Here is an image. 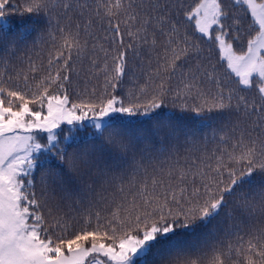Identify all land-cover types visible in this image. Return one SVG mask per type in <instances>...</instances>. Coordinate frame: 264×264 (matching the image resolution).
<instances>
[{
    "label": "snow or ice",
    "instance_id": "snow-or-ice-1",
    "mask_svg": "<svg viewBox=\"0 0 264 264\" xmlns=\"http://www.w3.org/2000/svg\"><path fill=\"white\" fill-rule=\"evenodd\" d=\"M0 264H264V0H0Z\"/></svg>",
    "mask_w": 264,
    "mask_h": 264
},
{
    "label": "trees",
    "instance_id": "trees-1",
    "mask_svg": "<svg viewBox=\"0 0 264 264\" xmlns=\"http://www.w3.org/2000/svg\"><path fill=\"white\" fill-rule=\"evenodd\" d=\"M186 2H190V0H186ZM126 41H127V38H126ZM202 46L205 47V48H207V44H202ZM142 54H144V56H145L144 64L146 65L147 62H148L147 54H146V53H142ZM78 67H80V66L78 65ZM137 67L139 68V62H137ZM88 70H89V69H88V64L85 63V64L83 65V69H82V71H81V78H83V76L88 72ZM75 79H76V77L74 76V77H73V80L75 81ZM81 86H83V85L81 84ZM126 87H127V86H125V89H126ZM118 94H120V93L118 92ZM164 111H165V112H173V113H176V110L173 109V108L171 107V105H169V107H168L167 109H164ZM177 114H178V115H185V114H179V113H177ZM68 131H69L68 126H63L60 130H58V134H59V136H60L61 138H63V136L65 135V133H67ZM91 131H92V129L87 128V129L84 130V132H79V131H78V132L76 133V135L83 136V135H85L87 132H91ZM211 134H212V129H211V127H208V128L201 127L200 130H199V135H200L201 137L207 135V136H209V138H210V137H211ZM41 142H46V141L42 140ZM37 175H38V174H37ZM210 228H212V225H211V224H209V225L207 226V228L203 229V231H207V230L210 229Z\"/></svg>",
    "mask_w": 264,
    "mask_h": 264
},
{
    "label": "rangeland",
    "instance_id": "rangeland-1",
    "mask_svg": "<svg viewBox=\"0 0 264 264\" xmlns=\"http://www.w3.org/2000/svg\"><path fill=\"white\" fill-rule=\"evenodd\" d=\"M66 126V125H65ZM63 127V126H62Z\"/></svg>",
    "mask_w": 264,
    "mask_h": 264
}]
</instances>
